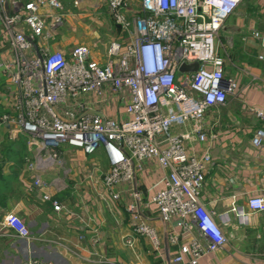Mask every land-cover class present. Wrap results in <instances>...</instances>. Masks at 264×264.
Listing matches in <instances>:
<instances>
[{"label":"built area","instance_id":"built-area-1","mask_svg":"<svg viewBox=\"0 0 264 264\" xmlns=\"http://www.w3.org/2000/svg\"><path fill=\"white\" fill-rule=\"evenodd\" d=\"M241 1L106 0L108 15L127 36L123 43L110 40L105 60L99 62L84 43L68 52L43 44L64 24L61 0H0L10 49L0 54V74L11 89L10 110L1 122L24 133L27 147L35 149L37 157L45 151L47 159L58 160L57 148L64 145L87 154L103 149L109 164L103 183L114 201L120 197L119 183L136 188L144 164L156 163L162 176L151 203L160 219L170 224L167 240L175 248L174 263L198 264L203 255L226 244L224 226L237 228L248 220L235 195L220 214L204 205L200 194L210 153L187 152L188 142L206 137L207 110L224 105L236 89L216 39ZM252 36L264 50V35ZM258 58L264 59V52ZM193 61L198 62L195 71L179 70ZM103 95H115L126 117L93 111L96 96ZM250 111L261 122L251 143L264 147V106ZM28 167L37 169L36 161H29ZM41 182L38 175L31 186ZM43 199L54 210L60 208L49 194ZM246 206L253 213L264 212V192L249 195ZM129 209L130 235L145 238L158 252L157 231L141 220L134 204ZM3 225L21 237L30 235L15 212L5 213ZM130 235L124 238L128 247L133 246ZM24 264L55 263L28 259Z\"/></svg>","mask_w":264,"mask_h":264},{"label":"crops","instance_id":"crops-1","mask_svg":"<svg viewBox=\"0 0 264 264\" xmlns=\"http://www.w3.org/2000/svg\"><path fill=\"white\" fill-rule=\"evenodd\" d=\"M61 2L64 5L67 1ZM73 4L77 12L64 9L62 28L43 44L51 50L68 52L72 46L84 43L90 46L91 57L103 62L110 40L126 41L123 30L108 15L106 0H74ZM97 5L103 6V12ZM82 16L90 23L84 25ZM253 32L264 35V0H242L224 21L219 33L229 53L227 59L224 57L226 74L237 86L224 105L205 113V139L187 143L188 153H210L200 194L204 205L220 214L235 195L237 204L248 214L246 223L234 222L237 228L224 226L226 244L203 255L198 264H264V212L253 213L246 206L249 195L264 192V147L251 143L261 122L250 111L264 106V59L258 58L264 50ZM9 51L0 19V54ZM10 97L11 89L0 74V117L10 110ZM91 107L108 117H126L115 95L96 96ZM26 142L24 133L11 131L0 120V264H24L28 259L55 264H179L172 262L175 248L167 240L170 224L160 219L151 203L159 187L155 183L162 176L156 163L144 164L137 174L136 188L119 183L116 188L120 197L114 201L103 183L109 168L103 149L87 154L64 145L57 148L58 160H52L46 158L45 151L37 157L36 150H30ZM29 161H36L37 169L31 170ZM38 175L41 184L31 186ZM45 194L57 201L58 210L43 199ZM132 204L141 211V220L157 231L161 241L158 252L145 238L130 235ZM9 211L25 221L29 236L21 237L3 225V216ZM127 235L132 236V247L124 243Z\"/></svg>","mask_w":264,"mask_h":264},{"label":"rangeland","instance_id":"rangeland-1","mask_svg":"<svg viewBox=\"0 0 264 264\" xmlns=\"http://www.w3.org/2000/svg\"><path fill=\"white\" fill-rule=\"evenodd\" d=\"M67 2H66V4H64L63 5V3H62V5L64 6L63 7V10L65 9V11H67V10H70V11H75V12H77V9H75V7H74V0H66ZM68 6V7H67ZM103 6L102 5H97V9H98V11H102L103 12V8H102ZM92 9V8H91ZM81 14H84V11H80V10H78ZM104 14V13H103ZM99 19H103V17L102 16H100V15H98L97 16ZM82 18H85V19H82V23H84V25L85 24H89L90 23V21H89V19H87V17L86 16H82ZM104 20H106L107 22H109V23H111V21L107 18V16H104ZM112 24V23H111ZM63 26V25H62ZM62 26H61V28H62ZM110 26H113V24L112 25H110ZM64 29H65V27H64ZM69 32H71L72 33V30H70ZM74 32V31H73ZM126 31L124 32L123 31V37H124V39L126 38ZM216 43H217V47H218V50H219V52H220V54L223 56V57H225L226 59H227V57H228V48L226 47V45H225V43H224V41H223V39H222V36L220 35V33H218V35H217V39H216ZM227 48V49H226Z\"/></svg>","mask_w":264,"mask_h":264},{"label":"water","instance_id":"water-1","mask_svg":"<svg viewBox=\"0 0 264 264\" xmlns=\"http://www.w3.org/2000/svg\"><path fill=\"white\" fill-rule=\"evenodd\" d=\"M198 67V62L184 63L179 67L180 71H195Z\"/></svg>","mask_w":264,"mask_h":264}]
</instances>
